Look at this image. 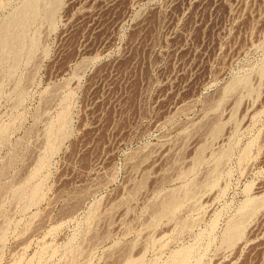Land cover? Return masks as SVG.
Returning <instances> with one entry per match:
<instances>
[{"label":"rangeland","instance_id":"obj_1","mask_svg":"<svg viewBox=\"0 0 264 264\" xmlns=\"http://www.w3.org/2000/svg\"><path fill=\"white\" fill-rule=\"evenodd\" d=\"M131 262L264 264V0H0V264Z\"/></svg>","mask_w":264,"mask_h":264},{"label":"bare ground","instance_id":"obj_2","mask_svg":"<svg viewBox=\"0 0 264 264\" xmlns=\"http://www.w3.org/2000/svg\"><path fill=\"white\" fill-rule=\"evenodd\" d=\"M219 129V128H218ZM213 131V130H212ZM218 133V130H216L215 132H214V134H217ZM200 148V147H199ZM202 151V150H201ZM181 192V191H180ZM173 194V193H172ZM177 195V194H176ZM175 195V193H174V195H171V197L168 199V201H166L163 205H162V207H161V209L159 210V213H160V215H163L164 216V214H168V213H170L171 214V212H173L174 210H175V208L177 207V204H178V197ZM157 216V215H156ZM158 216H159V214H158ZM238 224V223H237ZM240 226L239 225H236L235 224V226H233V228H231V231H230V233L228 234V241L229 242H232V240L233 239H235L236 237H238V236H240V233H241V230H240ZM134 262V261H133ZM130 263V262H129ZM128 263V264H129ZM127 264V263H126ZM131 264H132V262H131Z\"/></svg>","mask_w":264,"mask_h":264}]
</instances>
